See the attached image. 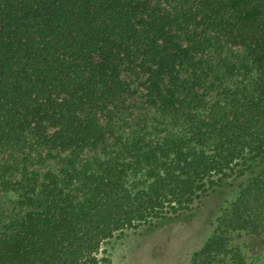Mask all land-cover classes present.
<instances>
[{
    "label": "trees",
    "instance_id": "16d2710c",
    "mask_svg": "<svg viewBox=\"0 0 264 264\" xmlns=\"http://www.w3.org/2000/svg\"><path fill=\"white\" fill-rule=\"evenodd\" d=\"M226 184L190 264L264 240V0H0V264H107Z\"/></svg>",
    "mask_w": 264,
    "mask_h": 264
},
{
    "label": "rangeland",
    "instance_id": "374dc122",
    "mask_svg": "<svg viewBox=\"0 0 264 264\" xmlns=\"http://www.w3.org/2000/svg\"><path fill=\"white\" fill-rule=\"evenodd\" d=\"M232 196L230 184L210 191L186 219L142 225L105 244L107 264H190L212 231L219 203ZM247 264L264 263V240L243 235L235 240Z\"/></svg>",
    "mask_w": 264,
    "mask_h": 264
}]
</instances>
